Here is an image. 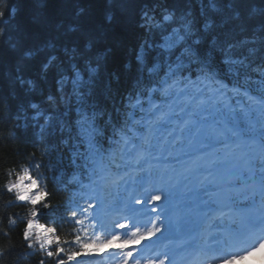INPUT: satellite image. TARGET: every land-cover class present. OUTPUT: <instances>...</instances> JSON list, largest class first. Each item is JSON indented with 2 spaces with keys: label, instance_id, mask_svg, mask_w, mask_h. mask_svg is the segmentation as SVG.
<instances>
[{
  "label": "snow or ice",
  "instance_id": "1",
  "mask_svg": "<svg viewBox=\"0 0 264 264\" xmlns=\"http://www.w3.org/2000/svg\"><path fill=\"white\" fill-rule=\"evenodd\" d=\"M238 3L207 0L205 10L202 0L204 19L199 26L190 12L176 16L174 10L161 8L158 21L150 14L155 9L145 11L141 26L148 28L149 37L136 55V88L114 108L115 116L97 99L103 61L99 55L96 66L85 59L83 71L72 64L71 78L63 75L57 81L61 103L67 105L64 113L45 115L35 103L29 104L37 110L35 115L18 112L25 128L38 138L50 136L54 129L68 134L69 166L74 169L68 184L76 187L77 198L63 210L72 219L91 209L95 221L97 207L128 214L117 219L106 239L76 235L78 247L67 251V259H58L57 264L95 257L113 245L124 253L121 264H129L130 258L141 264L133 256L135 249H126L153 238L161 241L162 251L144 264H172L173 242L185 237L192 239L186 247L199 242L198 251L213 254L207 256L208 264L216 259L220 264H236L264 250V20L251 37L239 41L228 39V32L216 31L232 20L241 21L240 31L245 30ZM253 14L264 17V6L253 7L250 17ZM214 15L221 17L219 22ZM92 43L90 39L85 48L91 50ZM151 51L155 55L149 64ZM55 59L49 57L44 69ZM18 79L34 87L31 80ZM69 82L71 91L64 95ZM110 92V85H105V94ZM56 171L63 174L64 170ZM5 188L15 201L30 205L22 230L27 247L38 246L47 257L65 253L57 228L38 221L41 215L54 216L62 208L52 203V193L42 186L41 178L24 168ZM139 192L147 193L145 200L137 198ZM80 199L94 203L84 208ZM145 203L153 205L154 216L140 221L137 206ZM10 223L15 220L10 218ZM257 233L259 238L237 254L226 251ZM53 245H57L55 252L48 250ZM221 252L225 254L214 255Z\"/></svg>",
  "mask_w": 264,
  "mask_h": 264
},
{
  "label": "trees",
  "instance_id": "2",
  "mask_svg": "<svg viewBox=\"0 0 264 264\" xmlns=\"http://www.w3.org/2000/svg\"><path fill=\"white\" fill-rule=\"evenodd\" d=\"M202 0H47L39 6L35 0H0V264H57L58 259L66 257V252L78 247L75 236H81V228L75 220L63 210L76 199L73 185L68 180L73 173L69 166L72 142L68 134L53 130L46 138L36 137L31 128L26 129L18 118V112L25 111L28 116L36 114L29 104L39 105L41 111L64 113L67 105L61 103V87L57 81L61 76H72L71 65L84 70V60L102 56V69L97 87V99L102 108L112 112L120 107L121 101L136 88L139 76L136 55L140 45L149 37L148 28L142 27L143 13L147 10L161 20V8L174 10L179 16L190 12L199 23ZM205 10L207 0H203ZM264 6L261 0H239L236 5L241 14L244 31H240L241 21L232 20L219 32L230 33L228 39L239 41L252 36L254 29L264 17L250 13L253 7ZM219 22L220 16L214 15ZM174 25H166L170 28ZM74 29V30H73ZM159 40V33L155 37ZM92 39V48L85 45ZM221 39H225L221 36ZM75 49V52H73ZM34 53L25 56V53ZM154 51L149 52L151 64ZM55 56L49 67L44 65L49 57ZM219 60V54H216ZM18 77L28 83L21 84ZM105 85L111 92L105 94ZM71 91V83L64 86L63 94ZM53 97L49 100L48 97ZM126 102V101H125ZM73 114L69 113L68 118ZM40 123L44 117H39ZM63 156V161L61 157ZM36 165H40L39 168ZM29 167L34 177L41 178L42 186L52 193L54 205H61L54 216L45 213L38 221L48 227L55 226L64 243L65 249L59 257H47L44 251L30 249L22 237L30 205L15 201L5 185L15 181L22 169ZM63 168V174L56 171ZM55 177V178H54ZM76 188V187H75ZM11 202V203H10ZM73 210V209H72ZM63 217V219H61ZM10 218L15 223H10ZM69 228L62 231L59 227ZM82 237V236H81ZM48 250L55 252L57 245Z\"/></svg>",
  "mask_w": 264,
  "mask_h": 264
},
{
  "label": "rangeland",
  "instance_id": "3",
  "mask_svg": "<svg viewBox=\"0 0 264 264\" xmlns=\"http://www.w3.org/2000/svg\"><path fill=\"white\" fill-rule=\"evenodd\" d=\"M27 183H28V181H27ZM146 195H144V199L143 200L146 199ZM92 215H93V212H92ZM95 216L98 217V221H99V223L101 225V230H100V233H99L98 237L100 239L108 238L111 234H113L114 228H112V226L117 220H113V219L109 220V219H107L106 222L104 223V222H102L101 218L98 216L97 211H95ZM120 222H122V221L120 220ZM117 248H118V246L114 247V249H117ZM112 249H113L112 246L110 248H105L103 250V252L98 254V255H100L101 258H105V260H106V255L110 253L108 250H112ZM113 252H115V250ZM123 255H124V253H120V255H119L120 257H118L112 264H121V260H122ZM253 257H259V259L261 261V264H264V250L261 251L260 253H258L257 256H253ZM88 258H92V257H88ZM129 261H130V259H129ZM246 261L247 260H243V261H240V262L246 263ZM236 262H239V261H236ZM103 264H107V263L105 262ZM129 264H134V262H132V263L129 262ZM141 264H144V261L141 262Z\"/></svg>",
  "mask_w": 264,
  "mask_h": 264
},
{
  "label": "bare ground",
  "instance_id": "4",
  "mask_svg": "<svg viewBox=\"0 0 264 264\" xmlns=\"http://www.w3.org/2000/svg\"><path fill=\"white\" fill-rule=\"evenodd\" d=\"M62 231H65L66 229H68L69 227L66 225H61L59 227ZM258 254V253H257ZM257 254L255 256H257ZM249 259L246 261V263H242V264H261V261L259 259V257H248ZM218 260V259H216ZM236 264H241V263H236Z\"/></svg>",
  "mask_w": 264,
  "mask_h": 264
},
{
  "label": "water",
  "instance_id": "5",
  "mask_svg": "<svg viewBox=\"0 0 264 264\" xmlns=\"http://www.w3.org/2000/svg\"><path fill=\"white\" fill-rule=\"evenodd\" d=\"M39 6H44L47 0H35Z\"/></svg>",
  "mask_w": 264,
  "mask_h": 264
}]
</instances>
